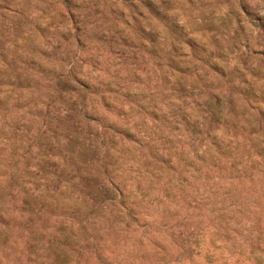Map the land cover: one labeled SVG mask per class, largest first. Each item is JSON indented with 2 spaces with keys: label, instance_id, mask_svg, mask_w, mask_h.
<instances>
[{
  "label": "rangeland",
  "instance_id": "1",
  "mask_svg": "<svg viewBox=\"0 0 264 264\" xmlns=\"http://www.w3.org/2000/svg\"><path fill=\"white\" fill-rule=\"evenodd\" d=\"M0 184V264H264V0H0Z\"/></svg>",
  "mask_w": 264,
  "mask_h": 264
},
{
  "label": "trees",
  "instance_id": "2",
  "mask_svg": "<svg viewBox=\"0 0 264 264\" xmlns=\"http://www.w3.org/2000/svg\"><path fill=\"white\" fill-rule=\"evenodd\" d=\"M206 106H207L206 113L208 112L205 118V122H206L205 126L207 127L206 131L208 133V137L213 140L212 141L213 146H216L214 154H210V159H212V161H214V159L223 160V158L229 157L228 156L229 153L227 148L219 142L220 137L217 133H215V128H217L221 124H228V123H232L235 126L239 125V119L236 118V115L234 114L235 111L233 108L230 109L228 113H225L224 103L220 99H218L217 102H213L212 100L207 101ZM127 135L129 138L133 136V134H131L130 132L127 133ZM212 149H213L212 146H209L208 149L206 150V153ZM195 152L198 153V151ZM219 162H225V161H219ZM241 185L243 188L245 187L244 191H247L248 189L257 186L254 181V178H252L251 176L249 177L246 176Z\"/></svg>",
  "mask_w": 264,
  "mask_h": 264
}]
</instances>
